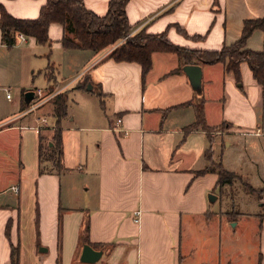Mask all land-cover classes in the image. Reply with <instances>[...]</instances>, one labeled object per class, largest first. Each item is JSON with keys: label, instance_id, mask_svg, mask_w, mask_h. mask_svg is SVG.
<instances>
[{"label": "crops", "instance_id": "crops-1", "mask_svg": "<svg viewBox=\"0 0 264 264\" xmlns=\"http://www.w3.org/2000/svg\"><path fill=\"white\" fill-rule=\"evenodd\" d=\"M46 2L0 0L18 18L38 17ZM109 2L84 0L98 15L107 13ZM126 13L132 33L145 28L151 34L165 32L183 48L218 50L241 37L246 19L264 16V0H128ZM63 34V25L52 22L50 44L27 36L9 46L0 27V90L12 84L19 93L12 100L13 112L0 114V264H184L182 248L196 247L214 219L228 226L224 234L231 246L240 223L257 216L211 210L218 196L212 201L209 192L219 184V174L205 169L213 162L207 140L215 133L189 129L196 108L185 103L202 96L207 125L224 126L217 134L245 133L246 124L253 123V132L262 135L256 105L264 82L249 63L240 64L238 81L226 63L195 58L202 70L200 88L177 52L154 51L144 74L140 62L113 58L119 43L99 51L65 48ZM246 47L264 51V30L256 29ZM37 74L48 80L44 88L29 84ZM38 88L54 96L33 105L35 96L28 102L25 93ZM64 91L68 101L60 122V166L54 157L41 158L40 151L42 145L45 154L52 152L54 99ZM213 108L219 109L218 120L211 118ZM43 114L50 129L37 127ZM86 218V241L103 250L93 263L80 259ZM262 247L258 264H264V241ZM232 259L227 264H236Z\"/></svg>", "mask_w": 264, "mask_h": 264}, {"label": "trees", "instance_id": "trees-1", "mask_svg": "<svg viewBox=\"0 0 264 264\" xmlns=\"http://www.w3.org/2000/svg\"><path fill=\"white\" fill-rule=\"evenodd\" d=\"M127 2L128 0H110L107 13L98 15L85 6L84 0H47L36 18L15 17L0 3L2 40L3 43L11 46L16 42L17 34L23 32L27 36L34 37L38 43L50 44L49 26L52 22H59L64 28L62 44L65 48H89L99 51L119 43L112 51L113 58L140 62L144 74L151 68L154 51H173L177 52L186 64H194L195 58L206 63L224 62L226 69L232 70L238 81H241L240 64L247 61L257 80L260 83L264 82V51H255L246 47L248 38L256 29L264 30V16L246 19L241 37L231 45H224L218 50H190L172 43L165 32L151 34L142 28L132 33L134 25L127 17ZM67 101L66 91L59 92L55 96L54 113L57 117L55 143L52 152L45 154L42 145L40 151L41 158L54 157L60 166L63 155L60 122L67 114ZM203 102L204 98L197 95L185 103L194 104L196 108V121L189 126V129L201 128L207 131L213 129L205 120ZM208 170L216 171L212 166L205 169ZM222 170L221 168L219 171V183L225 180L231 182V178L223 179L225 176ZM224 171L232 176L229 171ZM89 228L90 222L86 218L82 230L84 243L89 241L86 239ZM13 264H17V261L15 260Z\"/></svg>", "mask_w": 264, "mask_h": 264}, {"label": "rangeland", "instance_id": "rangeland-1", "mask_svg": "<svg viewBox=\"0 0 264 264\" xmlns=\"http://www.w3.org/2000/svg\"><path fill=\"white\" fill-rule=\"evenodd\" d=\"M40 49H45L43 45L39 46ZM43 66L48 63V58L42 60ZM12 78V77H11ZM13 84H16L17 79H11ZM25 78V77H24ZM30 80V78H29ZM16 82V83H15ZM202 87V79L197 82ZM10 83H7L8 87ZM29 84L32 87L44 88L48 85V80L44 75H36L35 79ZM34 84V85H33ZM7 88L0 90V114H11L14 110L13 101L17 94V88L10 84ZM264 89V88H263ZM37 89H35L36 91ZM10 92L11 97L7 96ZM45 92V91H44ZM73 96V95H72ZM74 97V96H73ZM44 99V98H43ZM98 99V98H97ZM95 99V103L98 100ZM35 100V99H34ZM42 100V99H41ZM73 101V100H72ZM38 102H32L33 105H37ZM258 103V102H257ZM256 103V104H257ZM31 105H29L30 107ZM40 106L35 107L29 112L38 109ZM75 108L71 104V109ZM256 109L259 110L258 124L264 126V95L260 99L259 104L256 105ZM51 105L44 109V112H50ZM219 109L213 108V114H211L212 120H218ZM47 116L45 114L41 117ZM40 117V118H41ZM38 119L37 125L43 123L41 119ZM44 125H51L49 122ZM224 126L213 128L211 133H215L213 139L208 137L209 144L213 145L211 166L219 171L222 170L225 178H231V182L223 181L219 183L209 193L218 196L215 203L212 204L211 210L213 211H246L253 212L257 218H247L242 221L237 227V230H242L239 234L238 231L231 238V246H229V238L227 234H224V228L222 221L214 219L213 222H208L205 230L210 232L200 235V242L196 247H183L182 254L185 255L183 258L184 264H227L228 257H233L236 264H258L259 252L262 250L264 241V133L257 135L255 132L257 126L253 123L245 126V133H224L221 132ZM264 130V127H263ZM226 138V140H225ZM225 140V141H224ZM228 141L231 142L228 144ZM208 163V162H207ZM220 164V165H219ZM222 165V166H221ZM229 171L232 176L228 174ZM262 203V204H261ZM257 213V214H256ZM137 217V215L135 214ZM235 220L234 222H236ZM193 228L199 230V225L194 222ZM230 229H234L235 226L229 225ZM200 232V231H199ZM235 244H234V243ZM228 247H234L228 252Z\"/></svg>", "mask_w": 264, "mask_h": 264}, {"label": "water", "instance_id": "water-1", "mask_svg": "<svg viewBox=\"0 0 264 264\" xmlns=\"http://www.w3.org/2000/svg\"><path fill=\"white\" fill-rule=\"evenodd\" d=\"M185 71L191 77L194 82H198L202 76L201 67L198 64H186L184 66ZM35 96V92L33 90H29L25 93V99L29 102ZM216 195L210 193L209 199L215 200ZM103 254L102 249H95L92 245L85 243L83 245L82 253L80 256L81 261L93 263L100 259Z\"/></svg>", "mask_w": 264, "mask_h": 264}, {"label": "built area", "instance_id": "built-area-1", "mask_svg": "<svg viewBox=\"0 0 264 264\" xmlns=\"http://www.w3.org/2000/svg\"><path fill=\"white\" fill-rule=\"evenodd\" d=\"M17 37L19 38V39H22V40H25L26 38H27V35H25L23 32H19L18 34H17ZM7 96L10 98L11 97V94H10V92H8L7 93ZM52 96H54V94H51V95H49V93H45L44 91H43V89H41V88H38L37 90H36V92H35V102H38L37 103V105H39V104H41V103H43L44 102V100H48V99H50ZM44 98V99H43ZM42 99V100H41ZM42 121H43V123H41V124H39L37 127L40 129V128H48L49 126H47V125H44L45 123H47L48 121H47V118L46 117H41L40 118ZM120 122H121V118H119L118 119ZM126 132V131H125ZM257 133H260V129H258V132ZM12 189L14 190V191H16V192H18L19 191V186L18 185H15V186H13L12 187ZM136 214H138L139 215V211H136ZM138 218H136V220H137Z\"/></svg>", "mask_w": 264, "mask_h": 264}]
</instances>
